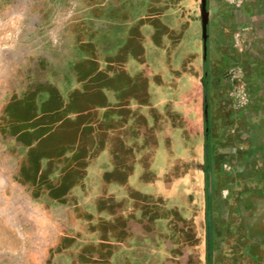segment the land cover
Returning a JSON list of instances; mask_svg holds the SVG:
<instances>
[{"label": "rangeland", "instance_id": "obj_1", "mask_svg": "<svg viewBox=\"0 0 264 264\" xmlns=\"http://www.w3.org/2000/svg\"><path fill=\"white\" fill-rule=\"evenodd\" d=\"M187 5L182 6L184 17ZM14 7L9 29L0 34V264H70L73 259L79 263L81 251H111L121 246L124 250L119 251L136 252L138 264L162 262L158 238L136 232L126 244L124 224L114 221V216L122 217L125 211L129 217L146 211L140 204L147 201L150 190L136 194L130 187L134 179L139 189L150 179L176 184L180 193L176 202L169 201L164 188L153 195V208L169 218L175 209L176 216L188 218L186 206L193 214L203 212L210 193L211 217L219 236L213 246V263L264 264V240L258 238L257 230L246 236L240 224L242 198L249 194L252 206V196H264V128L257 125L258 113L242 111L246 85L241 72L228 67L226 80H234L226 82L227 95H210L213 164L199 178L195 168L204 133L196 95H141L126 81L115 83L119 94L108 80L104 83L97 63L109 55L124 56V41L129 38L126 44L131 43L134 38L128 30L144 22L137 18L148 7L156 13L166 12L156 28L186 31L181 44L190 46V51L199 44V22L186 20L187 24L178 27L175 13L179 10L174 6L164 11L168 6L162 0L58 2L52 4L57 11L49 15L47 10L42 19L24 15V5L20 10ZM119 14L126 15L116 19ZM2 30L0 25V33ZM153 43L159 47L168 44L161 37H153ZM221 48L224 50L223 45ZM232 48L235 51L233 43ZM222 53L211 56L218 60ZM151 55L155 59L156 52ZM155 62L146 61V65L162 72L159 55ZM132 71L141 80L146 68ZM137 88L151 92L141 82ZM180 102L185 109L179 108ZM252 103H260L258 97ZM171 123H177L178 130L171 140H165L162 128ZM149 126L161 129L153 149L144 138ZM247 130L251 137L246 138L250 150L244 174L235 173L230 159L216 149H228L230 137L233 147H242L240 138ZM242 186L249 193H242ZM249 216V220L243 218L245 225L259 226L261 218ZM198 227L192 248L199 264H204L203 224L199 222ZM165 237L168 242L177 237L180 243L184 236H175L169 226ZM141 251H149V255L145 257ZM128 255L131 258L130 253L120 257Z\"/></svg>", "mask_w": 264, "mask_h": 264}, {"label": "flooded vegetation", "instance_id": "obj_2", "mask_svg": "<svg viewBox=\"0 0 264 264\" xmlns=\"http://www.w3.org/2000/svg\"><path fill=\"white\" fill-rule=\"evenodd\" d=\"M209 1L210 0H162V3L165 6H168L163 8L164 11L169 7L174 8V6H176V8L179 10L175 13V19L177 20L176 25L178 27L181 24H187L186 20H188V23L190 24L193 21L199 22V44L196 43L194 45L196 47L193 49V51H190L192 50L190 49V46L181 44L184 40V36L186 35V31H181V28L176 27L173 29L168 28L167 30L162 29L160 26L156 28L158 25H160V20H163L166 12L162 14L156 13L153 11V9H151L152 7H148L145 13L142 14L141 17L137 18V20L140 19L144 22H142L138 26V28L134 29L131 27L130 31L127 29L130 38L132 33V35H134V38L131 39L133 43L131 42L126 44L129 38L124 41L123 46H126L123 48L124 56L118 58L117 55L113 57L109 55L108 59L104 58L97 61L98 66L101 69L100 73L103 76L104 83L106 84V80H108V83L115 87L114 92L116 93L121 94L116 89L115 83L119 84L121 81H126L141 95H196L197 99L199 100L198 111L200 115L198 117V120L199 122H201L204 133L202 153L200 154V157L197 158L195 168L196 173H198L197 176L199 178L203 175V173H205V171H211L213 164V146L211 141L212 133L210 129L213 121L209 116L211 107L210 95H227L225 88L227 81L225 71L228 67L240 66L238 61L235 60V51L232 50V42L227 43L224 40V36L223 38L220 36L218 28L211 30V20L208 16ZM171 3H173L174 6H169ZM183 5H187L186 8H188L189 10L186 12V17H184L185 13L182 14V12L185 11L182 7ZM123 16L119 14L116 16V19H122ZM153 37H161L162 40L166 39L168 44L162 47L156 46L155 43H153ZM216 40L219 41L220 45H223L224 47V50L222 51L223 53L221 54L222 57L218 60H214L211 56L210 44L212 41L215 42ZM152 52H156L157 56L159 55L160 63H162L163 65L162 72L153 70L149 65H146V61H149L154 65L156 63L155 60H157V56L154 55L153 57H155V59H151ZM113 67L117 71H111L110 68ZM136 67L146 68V73L143 74L141 80L139 78H136V73L134 74V72L132 71V69H135ZM252 68L253 71L258 69L257 66H253ZM127 71H132L131 76L128 75ZM159 74L162 75V77H160ZM43 75H45V73L42 74V76ZM261 75L264 77L263 73ZM140 82L145 84V88L146 86L147 88L150 87L151 92L145 93L137 88L139 87ZM243 82L246 85L245 89L243 90V95L246 96L245 105L252 102L253 100V98L249 99L248 95H253L252 93H255V95H264V80L258 83L256 82L257 84H255L253 89H251V86H248V83L246 81ZM257 92H259L260 94H258ZM108 93L109 95H114V97H116V95L112 94L109 90ZM127 94L128 92H124L123 95ZM99 95L104 94L99 91ZM153 97L154 96H151L150 103L154 102ZM261 99L259 100V104L264 103V97H261ZM179 105V108L185 109L181 102L178 104V106ZM106 106L108 108L112 107L109 104H106ZM176 124L171 123L170 125H165V128H162V130L165 129L164 131H166L163 139H172L174 131L176 132L179 127ZM60 126L64 128L62 124ZM160 127H146L144 138L149 142L152 149L154 147V144L156 145L157 139L159 138L158 133L161 131V129H159ZM57 130L58 126L56 124L54 126V129L52 130L53 135L57 133ZM140 132L143 133V131ZM250 137L251 136L249 134V130H247L241 135V138L236 137L237 139L240 138L243 140L244 144L242 145V147H233V143L230 142V137V141H228V145L230 146H228V149L227 147H219L216 149L217 153L221 152L223 155H225L226 159H230L229 163L234 168L235 173L236 169L238 168L237 165L239 166V163H241V167L245 168L246 166V157L248 156V150H250V142L246 140V138L249 139ZM66 144L68 146L67 141ZM152 154L155 155L154 152ZM24 170L25 169H20L22 173H25ZM30 174H34V172L30 171ZM157 181L158 180L155 179L147 180L145 183H141L142 186L140 185V189L138 188L139 186L136 183V179H134V183L130 182V187L135 189L136 194L146 193L147 190H150V196L148 193L149 198H146L147 201H141V207L146 210L144 214H141L142 216L137 217L136 215V217H129V215H125L127 211L123 212L124 216L122 217H118L117 215L114 216V221L116 220V222L124 224L122 234L125 242L128 241L131 236L135 235L136 232L151 237L153 236L154 238H158L162 244V249L158 255L163 257L164 260L162 259V262L157 264H199V259L192 247L195 243L196 237H198V224L199 222H201L203 224V234L201 237L204 251L203 263L213 264V246L218 240L219 236L211 217L210 193L207 194V197L205 199L203 212L197 211L193 214L192 209H189V207L186 206L185 211L188 218L183 220L180 217L176 216V214H178L176 209L172 212V218H169L164 216L161 211L153 208V195L157 192H163L160 188H164L168 192L167 195L170 197L169 201L176 202L178 200V195L180 194L179 188L175 183H166L165 181H162L161 183ZM130 190L133 191L132 189ZM131 201L134 200L130 198V202ZM135 203H137L136 200ZM121 210L122 209H118V212L120 214ZM167 224L170 226L171 232L175 236H184L182 238V241H180L181 245H179L180 243L177 241V237H175L174 241L172 240L168 242L165 240V230L167 229V227H169L167 226ZM158 225L160 226V229H156ZM160 233L162 234V237H158V234ZM187 242L188 244H186ZM127 243L128 242H126V244ZM184 244H186V246H184ZM121 247L119 249L116 248L115 250L113 249L111 251H119L120 249L124 250ZM124 252L126 254L130 253L131 258H138L136 252L134 251H121V255H124ZM128 259H130L129 255L125 258L120 257V261L122 264H128L126 263ZM132 264L138 263L133 262Z\"/></svg>", "mask_w": 264, "mask_h": 264}, {"label": "crops", "instance_id": "obj_3", "mask_svg": "<svg viewBox=\"0 0 264 264\" xmlns=\"http://www.w3.org/2000/svg\"><path fill=\"white\" fill-rule=\"evenodd\" d=\"M58 2L62 5L63 3H73L74 0H0V25L1 29H3L0 34H3L4 30L9 29L11 13H13L11 10H14V5H16L18 10H20L19 6L24 5V15L28 14L33 19H42L45 18L47 10H49V15L57 11L56 7H52V4H57ZM16 13L20 12L17 11ZM208 16L211 20V30L218 28L220 36L222 38L224 36V40L227 43L232 42L234 45L235 60L238 61L240 66L232 67V70L234 72H238L239 70L242 81H246L248 86H255L256 82L263 81L264 77L261 74L263 73L264 75V0H210ZM70 34L72 35V33ZM210 45L211 53L213 54L223 51L217 40L215 42L212 41ZM215 58L217 59L218 57L216 56ZM253 66H257L258 69L251 71ZM230 80H234V77L227 79V84H229ZM257 93L260 94L259 92ZM252 94L248 95L249 99L258 97L259 101L261 97H264V95ZM242 111L248 114L258 112L259 120L257 119V125L261 124L260 126L264 128V103L255 104L250 102L243 106ZM244 169V167H238L236 172L244 174ZM233 191L235 189L231 187V192ZM240 191L242 193H249L250 190L242 186ZM251 191L255 193V190ZM250 197L249 194H246L241 201L243 205L241 207V229L246 236L257 230L258 238L264 240V196L257 194L252 196L255 199L252 206L248 204ZM249 215L261 218V221H258L259 226H254L255 223L245 225L244 219H251ZM141 253L145 257L149 255V251H141ZM63 254L68 255L67 252ZM95 254L97 257L94 256ZM78 256L81 258L80 262L76 263L73 259L70 264H91L92 261H96V264H122L120 261L121 251H81V253H78ZM133 262H135L134 258L126 261L128 264H132Z\"/></svg>", "mask_w": 264, "mask_h": 264}]
</instances>
